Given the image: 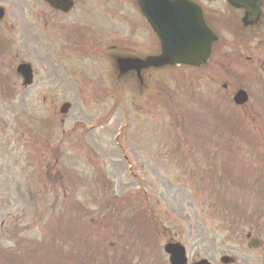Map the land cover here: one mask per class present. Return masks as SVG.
Masks as SVG:
<instances>
[{"label":"rangeland","instance_id":"obj_1","mask_svg":"<svg viewBox=\"0 0 264 264\" xmlns=\"http://www.w3.org/2000/svg\"><path fill=\"white\" fill-rule=\"evenodd\" d=\"M127 1L77 0L74 17H58L40 0H0V264H169L168 241L185 246L188 263L226 254L264 264V19L241 32L225 24L221 0H196L223 18L212 59L159 71L137 101L129 87L111 90L101 59L76 52L78 37L131 45L118 32L88 38V29L115 30L106 5L146 49ZM83 20L77 37L69 29ZM20 63L35 71L28 89ZM57 75L60 91L47 85ZM239 89L243 106L232 100ZM121 127L129 162L113 141ZM247 234L261 247L248 249Z\"/></svg>","mask_w":264,"mask_h":264},{"label":"water","instance_id":"obj_2","mask_svg":"<svg viewBox=\"0 0 264 264\" xmlns=\"http://www.w3.org/2000/svg\"><path fill=\"white\" fill-rule=\"evenodd\" d=\"M226 1L232 7L244 11V25L256 22L264 6V0ZM137 2L142 15L159 40L161 54L143 61L135 60V64L160 68L182 64L203 66L208 62L216 37L206 28L198 6L188 0H137ZM1 14L0 11V17ZM23 70L22 67L18 69L19 72ZM246 100L242 92L235 97L239 104ZM68 108V105H64L61 112L65 113ZM165 250L171 254L172 264H185L184 253L179 246L167 245ZM223 261L231 260L224 258Z\"/></svg>","mask_w":264,"mask_h":264},{"label":"flooded vegetation","instance_id":"obj_3","mask_svg":"<svg viewBox=\"0 0 264 264\" xmlns=\"http://www.w3.org/2000/svg\"><path fill=\"white\" fill-rule=\"evenodd\" d=\"M41 1H42V6L44 8H46L47 10H49L54 16H58V17H62V16L73 17L75 15L76 8H77V0H73V2H74L73 8L70 11H68L67 13L62 12L59 9L52 8L48 3L44 2V0H41ZM104 8H105V12L107 13L108 17L110 16V12L114 11L112 9L111 5H106V6H104ZM103 30L104 29H99L100 32H103ZM86 32L88 33V38H97V36H93L92 35V31L90 29H88ZM75 33H77L76 30H75ZM94 44L95 43L92 44V41L90 43V42H88L87 39H85L84 40V45L81 48L80 53H85L86 56H89V55L94 54L95 50H96V52H99V49L95 48ZM107 47H109V46L107 45ZM61 81H62L61 77H60L59 80L55 77L54 80L53 79H49L47 81V85H48L49 88H52L54 91H57V90L60 91L61 90ZM47 98H48V100H47ZM42 101H43V104H47L48 103L50 106H53L54 103H55V98L51 97V99H49L48 96H44Z\"/></svg>","mask_w":264,"mask_h":264}]
</instances>
